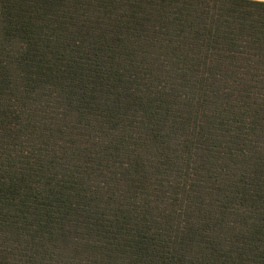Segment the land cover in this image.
<instances>
[{
    "label": "trees",
    "instance_id": "obj_1",
    "mask_svg": "<svg viewBox=\"0 0 264 264\" xmlns=\"http://www.w3.org/2000/svg\"><path fill=\"white\" fill-rule=\"evenodd\" d=\"M0 264H264V2L0 0Z\"/></svg>",
    "mask_w": 264,
    "mask_h": 264
},
{
    "label": "crops",
    "instance_id": "obj_2",
    "mask_svg": "<svg viewBox=\"0 0 264 264\" xmlns=\"http://www.w3.org/2000/svg\"><path fill=\"white\" fill-rule=\"evenodd\" d=\"M252 1H260V2H264V0H252Z\"/></svg>",
    "mask_w": 264,
    "mask_h": 264
}]
</instances>
